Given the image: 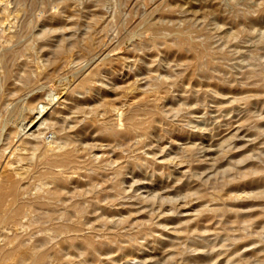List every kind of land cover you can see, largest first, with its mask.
<instances>
[{"label":"rangeland","instance_id":"rangeland-1","mask_svg":"<svg viewBox=\"0 0 264 264\" xmlns=\"http://www.w3.org/2000/svg\"><path fill=\"white\" fill-rule=\"evenodd\" d=\"M184 2L186 1L0 0V64L1 62L3 63L0 65V77L3 75V83L1 81L2 78H0V89L2 90H0V103L2 102V100H5L4 103L9 101L8 104L5 103L6 105H8L7 108L6 105L2 104L3 102L1 103L3 106L0 104V106L3 107L2 109H0L1 125H3L4 123H8L7 125L4 124L5 126H0V145L2 146H0V152L1 149L7 148L6 150L3 149L2 154L0 153V162L2 161L0 163V177L2 178H0V185H2L11 176L14 177L12 179H14L17 184L21 182L23 183L19 184L21 187V191L23 188H25L26 190V193H24L23 191V194L21 193L22 196H24L23 198H34L39 193L37 183L34 178L31 177L30 172L32 173L35 162L37 163V160H39L40 151L34 150L32 152L33 149L29 150V147H31L29 145V149L25 148L27 151H20L19 149L23 145L21 143V140L23 142L25 140L31 139L35 134H38L40 130H44L45 128V131L48 132L46 139L43 140V135H41L37 140H39L40 143L44 146H47L49 144L52 145L54 144L53 140H55L54 138L57 137V134H53V132H51L52 130L48 128L49 125H40L41 121L46 117V121H48L45 123H50L54 117H59L60 112V120L61 118L62 120H64V118L67 117L65 119V122H63L66 130L61 131L58 134L62 135L64 132H72H70V134L71 136L74 135L72 136V139L75 141H73L74 147L76 148V146H78L76 148V151L79 156H82L80 160L85 161L86 164L81 168V170H75L76 172L72 170L70 172L69 177L72 178H68V183L66 186L67 188L65 190V195L68 199V203L75 204L77 206L84 204V206L79 207L80 209L82 208V211L84 213L83 215L79 216L80 218H78V214L75 215L74 212L70 211L66 213V218L70 219L69 217H71V214L74 213V217H72L71 221L73 219L75 221L79 219L81 223L80 227L82 234L85 236L87 233H90L86 236H92V238L94 237L93 239L97 243H105V246H107L101 247L97 251L89 253L85 251L83 252V250L80 249L82 252V255L80 256L81 253L79 250L68 252L63 248L62 244L64 243V239H66L65 235H60V233L58 232H54L53 234V232H51L48 237L46 236L48 240L46 239L43 242V249H49L52 252H62L67 260H73L72 262H70V264H75V262L76 264H78L80 262L79 260H81V264H262L264 262V226H262V223L264 222V80H262L264 79V0H187V2L185 3L187 7ZM195 3L197 4V7ZM184 6L185 8H188L189 11L185 9ZM183 10H186L187 12H189V14L186 11L184 12ZM176 11H179V13H177ZM183 12L187 15H184ZM249 12L253 14L251 15L253 18L249 15L251 14ZM52 13H54V15ZM180 13H182V15H184L185 17ZM243 14L248 15L246 17H243ZM15 16L17 17L15 18ZM148 17L150 19L147 21ZM172 17L173 19H171ZM190 17H192L191 19H196V21L192 20L195 23L191 21ZM186 18H188L189 21H187ZM245 18H247V20ZM60 20H62L63 22H59ZM179 21L180 23H178L179 25H177L176 22ZM71 22L72 24L77 22L75 24L78 25L74 24L75 26H73ZM192 23L196 24V29L195 25H193V27L190 26V24L192 25ZM205 25L209 28L205 27ZM151 26L153 27V29H156L158 36H162L159 37V43H157L156 45L153 44L152 41L153 29ZM55 27L56 31L54 30V32L53 29H55ZM165 27L167 28V31ZM186 27L191 31L188 32ZM162 28H164V30ZM98 29H100L101 32ZM137 29L138 31H136ZM181 29H183V31H187V35L185 31L183 32ZM49 30L53 32H50ZM179 30H181L182 34L185 33L186 36L192 34L191 37L188 38L190 39V41L193 40V42L195 43H191L196 45L198 48L200 47V50H198L197 47H195L196 49L189 47V51L179 50L178 47H176V43L178 42L179 37L178 35H181V33L178 32ZM90 31L92 34L90 33ZM166 32L168 35L166 34ZM239 32L246 33H242V36H244L242 37L240 36L241 34ZM247 32H251L253 36L251 34H248ZM41 33H43L44 35L42 36ZM195 33L199 36V38L201 37L202 40H200L201 38H197L196 40V37L198 36H195ZM38 34H41V38L43 37L42 39H44L46 45L41 44L43 40H41ZM165 34L170 37L167 38ZM193 34L194 37H192ZM35 35H38V37L36 36L34 38ZM53 35H56V37H53ZM76 35L77 37H75ZM100 35L102 36L100 37ZM138 35H140V37ZM238 35L240 37H238ZM208 36L210 37V39ZM47 37H50L51 40L50 38L48 40ZM72 37L76 41L78 39L77 42L79 44L74 43L75 40ZM84 37H86L87 39H85ZM206 37H208L209 40L205 39ZM52 38L55 40H52ZM63 38L65 39V42ZM138 38L140 39L138 40ZM34 39L40 40L36 42V45L32 44L31 46H29L30 48L28 47V51H26L27 47L25 46H28V43L30 45V43L33 41V43L35 44V41L37 40ZM62 39L66 46L63 44ZM71 39L73 40V42ZM164 41H171V44H169L168 42L165 43ZM199 41H201V43H204L201 44ZM56 42H62L58 44V46H65L69 53L73 49L74 51L72 50V53L68 54H73L74 56H69L66 53L65 55L56 52L55 50L59 48ZM96 42L97 44H95ZM37 43L40 45H38ZM69 43L70 45H72L73 43V47H71ZM92 43L93 46L96 47V49L93 46L92 49L90 48V44L92 45ZM173 44H175L176 46ZM260 44H262V46ZM19 45L22 49L16 48L19 47ZM47 45L49 47H46ZM166 45L168 48L166 47ZM82 46L85 48H82ZM135 46H141L143 50L141 48L138 49V47ZM43 47L44 49H41ZM87 47H89V49ZM33 48H35L36 53H32L34 51ZM152 49L156 52H151L150 50ZM18 50H20V52ZM77 50L79 51V53ZM88 50L91 52L89 53ZM140 50L142 51L140 52ZM174 50L177 52V54ZM23 51H26V53H29L30 51V53L27 54L28 57L24 56L25 53L23 54ZM81 51L85 54L88 53V55H83ZM197 51L201 52V63L195 62L196 60L193 55H195ZM6 52L8 55L9 53H13L14 56L12 55L11 57H8ZM170 52H172L173 54H171ZM31 54L33 55V58ZM62 56L64 59L62 58ZM187 56L190 58H187ZM71 57L73 61L72 59H70L69 62L68 59ZM213 57H215L214 59L216 60H214ZM32 59L33 61H31ZM19 61L25 67L23 65L18 66L20 64ZM58 61L60 62L57 63ZM205 61L209 63L210 68ZM106 62H110L111 64L108 63V65ZM190 62L191 64L196 63V65L193 64L192 67ZM31 63L34 67L31 65ZM34 64L37 66L35 67ZM106 64L110 67H108ZM99 65L101 68L99 67ZM102 65H105L106 68ZM215 65H221L218 67H222V69L220 70L219 68H214L213 66ZM187 66L189 67L187 68ZM5 67L7 71L5 70ZM14 67L16 69L21 67H24V69L28 68V70L31 69V85H29V82H26L24 79H22L23 77L20 76V71H16ZM51 67L53 70L50 69ZM211 67L213 69H211ZM1 68H3V70ZM92 68L93 70L96 69L94 72L92 70V73L94 74L91 73ZM32 69H34L33 72ZM35 69L37 70L35 71ZM38 69L40 70L38 71ZM47 69H49V72ZM55 69L56 71H54ZM12 70L13 73L11 74ZM45 70L47 71L45 72ZM98 70L99 72H102L99 73ZM193 70L195 71L193 72ZM3 72H7L5 73L6 77L4 76ZM34 72L36 73L34 74ZM47 73L49 74L47 75ZM40 74H43V78L47 80V83L42 77L40 78ZM44 74H46V77L49 76V79H47L48 77H44ZM50 74H53V76H50ZM54 74L56 75V77L54 76ZM87 74L92 77L89 78L91 83L88 84H90V86H88V84L84 86L79 84L83 83L84 80L87 79L86 76L89 77ZM207 75L209 76L207 77ZM13 76L17 77L14 78ZM36 76H38L39 78ZM18 77L20 78L17 79ZM94 78H99L100 80H95ZM102 78L103 80H101ZM80 79L82 81H80ZM255 79L256 81L254 83L253 80ZM257 79H259V81ZM7 80L11 82L10 85L7 84L10 83ZM13 80H15V82L19 81L18 84ZM36 80L40 83L36 84ZM97 81H101L102 83ZM22 82L26 84L28 83L26 87L29 85L32 88L28 86L29 88L27 87L28 89H26L25 91V85H23ZM162 82L164 83V86L162 85ZM32 83L34 84V86L32 85ZM20 84L22 85V87ZM155 84L157 86H155ZM218 84H220L221 86ZM14 85H16L17 87ZM75 85H78L79 87H76ZM18 86L19 88L24 89L18 91ZM5 88H7L6 91ZM14 88L16 91L14 90ZM79 88L81 90L83 89V91H81ZM90 88L92 94L95 91H99L98 93H95L96 97L94 94L93 96L90 94ZM8 91L10 93H6ZM12 91L16 93L14 94V92ZM72 91L75 96L72 94ZM78 92L81 95H85L86 93L87 97H84V95L83 97H81ZM4 94L6 98L4 97ZM8 94L12 95L9 96L12 97L13 101L8 96ZM77 95L78 98H76ZM35 96L36 98H34ZM143 98L145 101L144 103L142 102ZM32 99L36 101H32ZM71 99L73 102L71 101ZM28 100H30V103H32L33 105L27 103L29 102ZM77 100L80 101L78 102ZM39 101L41 102L39 103L40 105L38 104V106H40V109L39 107L32 109L31 107L37 105ZM80 103H83L84 105H81ZM137 103L139 104L138 106H136ZM42 105L45 106L43 110L41 108ZM15 106L18 108L16 109ZM79 106L84 107H82V109L84 110V112L82 113L83 115L78 113L74 115L73 113H71L72 111H75L77 109L76 107ZM146 107L150 108V110ZM8 109L10 111L11 109H14L13 111H11L12 113L14 112L13 115L11 112L10 114L7 113L9 112ZM86 109L88 110V112L91 111V113L93 112L94 114L85 112L87 111ZM96 109L97 111H95ZM140 109L142 111H140ZM146 109H148V111H151L152 109L155 112L154 116H152L154 118L146 114V112H148ZM155 109L158 110V112ZM16 110L18 113L16 112ZM135 110L140 111L139 117L141 119L147 120L149 123L150 129L148 128L146 133L142 131H137L138 133H136L135 131L133 134H128L126 132L125 124L128 114L125 113H131ZM64 113L66 114V116ZM98 114L100 116H98ZM27 116L29 117V119H25L28 118ZM93 118H95L96 122L94 124H91V122H89L88 120ZM69 122H72L70 124L71 126H69ZM83 122L86 123L83 124ZM98 123L99 127H101L103 124L107 129H105L103 126L101 127V129H97ZM78 124L80 127L78 126ZM67 125L69 128L67 127ZM74 125L76 126L75 128L73 127ZM20 126L22 127L18 128ZM16 127L18 128L19 134H17L15 138L12 137L14 139L12 140L14 144L13 142H11L10 145V142L8 143L9 140L11 141V134L9 132L10 129L12 131H16L14 130ZM99 129L102 131H100ZM112 130L114 132H112ZM34 131H36L35 134ZM78 132L81 134L77 136V134H79ZM135 133L137 135H135ZM139 133H143L144 135L140 136ZM147 133H149V135H147ZM117 134L120 136H118ZM105 135H107V138L105 137ZM110 136L112 139L109 138ZM143 137L145 139L147 138V140L143 139ZM116 138H118V142ZM140 139L142 141H145L144 145L138 143L141 142ZM3 144L5 145V147H3ZM138 146L139 151L137 149ZM129 147L131 151H129ZM16 148L18 154H13L12 152ZM134 149H137L135 150L136 152H134ZM78 150L81 152H78ZM28 151L30 153H28ZM37 151L38 153H36ZM32 153L35 155H33ZM89 153H94L96 155L91 154V156L89 155ZM85 155H88L89 157L96 156L97 159H88V156L86 157ZM137 156H140L141 158ZM83 158H86L87 161ZM101 158L104 160H102ZM146 160L149 163H147ZM32 161L35 162L33 163ZM150 161H153V163H151ZM110 162L113 163H111L112 166ZM7 164H10L11 166H8ZM256 165L260 168L259 170L257 169ZM29 166H31V168H29ZM255 167L256 169L253 170ZM85 168L88 169V172ZM92 168L95 171V174L97 173L96 175L98 177L94 174ZM105 169L111 170L105 171ZM7 170L9 174L11 172L12 174L7 175ZM21 171L24 172L22 173ZM77 171H79L78 173H80L79 176L78 174H76ZM91 171H93V173ZM117 171L120 172L118 173ZM122 171H124L125 173ZM250 171H253L254 174L249 173ZM85 172L90 175L94 174L95 176L91 175L93 177L92 178ZM71 173H73L74 176ZM82 173L87 176H83ZM242 173H244V177H242ZM256 175L259 177H257ZM248 176L249 178H256L257 182L251 183L252 185H249L246 182L245 185L244 181L247 180ZM74 177H76V179H74ZM89 177L91 179V182L90 180L85 181V179H88ZM96 178L98 181L94 180ZM260 178L263 179V181H258V179ZM230 180L236 184H239L235 185L232 183V185L235 186L233 187L231 186ZM71 181H74L76 184L74 182L71 183ZM83 181L87 183H84ZM227 181L230 185L225 183ZM89 183L94 185L92 186ZM95 183H97V186L95 185ZM240 183L242 184L241 186L243 188L239 186ZM117 185H119L118 187L120 189L115 188L117 187ZM237 186L238 188H236ZM74 187L77 189H75ZM110 187L113 188L112 190H114V192L111 191ZM35 188L37 191H35L34 195L33 189L35 190ZM80 188H83V192L82 190L79 191ZM220 189L225 190L222 192V190ZM85 190L88 192H86ZM102 190L104 192H102ZM71 191L74 193H72ZM97 191L100 192V194H96ZM201 191L203 193H200ZM218 191H220L221 195ZM80 192H82V195L85 194V196H79L81 195ZM211 192L215 195H211ZM224 193L226 194L224 195L225 197L222 196V194ZM29 194L34 196L30 197L31 195L29 196ZM245 194L247 197L245 196ZM74 195L76 196L74 197ZM104 195L105 197L107 196V198L110 196L111 199H114L112 200L114 203L111 201V203L113 204H107L110 199L108 198V200L107 198L105 199V197L103 198ZM227 195L230 196L228 197ZM236 195H238L239 197ZM207 196L211 199H209ZM233 197L237 198L238 201ZM95 198H97L98 200ZM222 198L223 200L221 201L220 199ZM240 198L243 199L241 200ZM8 199L11 200V197H9ZM102 199L104 200V203L101 205L100 203L103 201L100 202V200ZM218 200L220 201L217 202ZM222 202H224L225 204ZM6 206H8L7 209H5ZM6 206L3 209H0V229L1 227H3V229L6 228L5 231H1L0 233V237L3 238H0V247H6L7 245L14 246L17 242L12 243L13 241H15L12 240L8 243L7 238L11 237L12 235V239L21 236L20 238H24V242H27L29 240L27 242L28 244L29 242L31 243V238L32 244H29L28 246H33L41 237L40 235H42L41 238L44 237V229L52 227L53 225H55V223L61 224L64 220H66L65 217L63 218V215H61V212H63L60 211L61 209L55 210L56 212L54 210L46 209L44 210L47 213V215L44 214L46 217L41 218L37 214L35 209L30 207V209H26L23 218L21 219L22 221H24L23 223L21 221L22 226H20L21 224L17 225L12 220V213L15 210L16 205H13L12 201H7ZM85 206L87 209L84 208ZM222 206L225 207H223L222 209ZM9 208L11 210H9ZM94 208L95 210H97V213L95 210L94 213ZM3 210H5L6 212L4 213ZM29 210L31 212L35 211L36 213H31ZM85 210L87 214L85 213ZM237 210H239V212ZM27 211L29 213H27ZM90 213L94 214L91 215ZM200 213H202L203 215ZM210 213L212 214V216ZM230 213L234 214V216ZM33 214H37L36 217H34ZM59 214L62 217H60ZM198 214L199 216H197ZM217 214L219 215L217 216ZM257 214H260V219ZM3 215L5 219L3 218ZM27 215L29 217L33 216L34 218H29ZM50 215L52 216L50 217ZM100 215L102 216L101 218H99ZM220 215H222L223 217L221 218ZM239 215L242 216L240 217ZM248 215L249 218L245 219ZM251 215L255 216V218L252 219L253 216ZM37 216L39 219H41L39 225L37 224ZM58 217H60L61 219ZM81 217L85 218H83L82 220ZM225 217L228 220L231 219V221H228L227 219H225ZM55 218L57 220L59 219L60 221H57ZM88 218L95 219H93V221L89 220V222L87 220ZM30 219L31 221H29ZM105 219H107V221ZM109 219L110 221H108ZM124 220H126L127 223H125ZM248 220H250V223L248 222ZM234 221L236 222L233 223ZM253 221L256 222L254 223ZM96 222H99L100 224L98 225V223ZM109 222L114 223L112 225ZM9 223L10 225H12L10 226L13 229H11V231L9 230L10 227H8ZM12 223L15 224V226ZM34 223L35 225H33ZM157 223H159V226L161 225L160 228H155L156 226H158ZM30 224L33 226H31ZM152 225L155 227H153ZM218 225H220V228L218 227ZM30 226L32 228H30ZM104 226L107 228H104ZM113 227H115L116 229ZM149 227H152L151 230ZM108 228H110V230L106 231ZM216 228L219 230H217ZM87 229L90 231H88ZM120 229H122L123 231H121ZM95 230H97L98 233ZM197 230L198 232L202 231V233H199V235ZM222 230H224V234H227H221L219 231L222 232ZM12 231L16 234H12ZM39 231L40 235L37 234V232ZM152 231L156 232L153 233ZM19 232H22L23 234H20ZM112 232H114L115 235ZM122 232H124V234H122ZM131 232H133L131 234L133 237L128 234ZM147 232L150 234H148ZM218 232L220 233V236ZM32 233L33 235L30 236ZM72 233H69L67 237H72ZM100 233H102V235ZM152 233L155 235H153ZM190 233L191 235H187ZM241 233L242 235H244L243 237ZM244 233H246L247 236ZM52 234V239L53 237H56L55 239H53L54 241L51 239ZM95 234L97 235L94 236ZM112 234L114 236H112ZM108 235H111L112 237ZM117 235L118 238L122 237V239H118ZM127 235H130L131 237L129 236V238H124L125 236L127 237ZM58 236L61 237L59 238ZM135 236L136 241L134 240ZM32 237H34V239ZM105 237H109L110 239ZM11 238H9V241L11 240ZM130 238L132 239L133 243L132 241H129ZM194 238L197 241L194 240ZM107 239L108 241H106ZM113 239H118L117 242L119 243H117L116 240L114 241ZM221 239H223L222 243H220ZM225 239H228L229 241H224ZM235 239H237V242ZM109 240L112 242L108 244V242H110ZM122 241H124V243ZM125 241L128 243V245ZM129 242L131 244H129ZM48 243L50 245H48ZM115 243H117L118 246ZM135 244H137L138 246ZM97 252L101 254H97ZM89 254L90 257H88ZM8 262L10 264H13L12 260H8ZM50 262L51 263L48 264H66L64 261L54 258H51ZM7 263L4 262L0 264Z\"/></svg>","mask_w":264,"mask_h":264},{"label":"bare ground","instance_id":"bare-ground-1","mask_svg":"<svg viewBox=\"0 0 264 264\" xmlns=\"http://www.w3.org/2000/svg\"><path fill=\"white\" fill-rule=\"evenodd\" d=\"M168 1H170V0H168ZM180 1V0H179ZM184 1V0H183ZM186 2H187V0H185ZM189 1V0H188ZM200 1V0H199ZM165 2V1H164ZM172 2V1H171ZM174 2V1H173ZM178 2V1H177ZM186 2H184V4L186 3ZM190 2H192V1H190ZM205 2H207V1H205ZM170 3V2H169ZM181 3H183V2H181ZM202 3V2H201ZM258 3V2H257ZM41 4V3H40ZM165 4V3H164ZM191 4V3H190ZM196 4V3H195ZM206 4H208V3H206ZM211 4V3H210ZM9 5V4H8ZM22 5V4H21ZM178 5V4H177ZM182 5V4H181ZM186 5V4H185ZM189 5V4H188ZM193 5V4H192ZM212 5V4H211ZM5 6H6V4H5ZM158 6V5H157ZM191 6V5H190ZM250 6V5H249ZM180 7V6H179ZM186 7H187V5H186ZM189 7V6H188ZM196 7H197V4H196ZM176 8H178V7H176ZM183 8V7H182ZM181 8V9H182ZM184 8H185V6H184ZM183 8V9H184ZM190 8V7H189ZM192 8V7H191ZM174 9V8H173ZM185 9H187L188 10V8H185ZM54 10V9H53ZM175 10H177V9H175ZM19 11V10H18ZM154 11V10H153ZM161 11V10H160ZM184 11V10H183ZM186 11V10H185ZM184 11V12H185ZM189 11V10H188ZM194 11V10H193ZM172 12H174V11H172ZM177 12V11H176ZM183 12V13H184ZM187 12V11H186ZM16 13V12H15ZM95 13V12H94ZM153 13H156V12H153ZM177 13H179V11L177 12ZM188 14H189V12H187ZM233 13V12H232ZM246 13V12H245ZM248 13V12H247ZM249 13H251V12H249ZM53 15H54V13H52ZM58 14V13H57ZM151 14H152V12H151ZM166 14V13H165ZM170 14V13H169ZM173 14V13H172ZM181 15H182V13H180ZM186 13H184V15H185ZM53 15H51V16H53ZM59 15V14H58ZM95 15V14H94ZM97 15V14H96ZM150 15V14H149ZM157 15H158V13H157ZM175 15V14H174ZM177 15V14H176ZM184 15H182V16H184ZM187 15V14H186ZM244 15V14H243ZM248 14H246V15H244L243 17H246ZM250 16L251 15H253L252 13L251 14H249ZM60 16V15H59ZM58 16V17H59ZM89 16V15H88ZM173 16V15H172ZM17 16H15V18H16ZM57 17V16H56ZM161 17V16H160ZM178 17V16H177ZM177 17H174V18H177ZM185 17V16H184ZM187 17H189V16H187ZM199 17V16H198ZM252 17V16H251ZM87 18V17H86ZM179 18V17H178ZM192 17H190V19H191ZM253 18V17H252ZM61 19V18H60ZM90 19V18H89ZM101 19V18H100ZM150 18L148 17V19H147V21L149 20ZM168 19H169V16H168ZM168 19H167V22H168ZM171 19H173V17L171 18ZM187 19V21H189L188 20V18H186ZM246 20H247V18H245ZM250 19V18H249ZM248 19V20H249ZM52 20H54V19H52ZM58 20H59V18H58ZM152 20V19H151ZM192 20H194V21H196V19L194 18V19H191V21ZM198 20V19H197ZM253 20V19H252ZM62 20H60L59 22H61ZM65 21V20H64ZM76 21V20H75ZM92 21V20H91ZM99 21V20H98ZM106 21V20H105ZM145 21H146V19H145ZM144 21V22H145ZM170 21V20H169ZM194 21H192V22H194ZM250 21V20H249ZM249 21H247V22H249ZM30 22H31V20H30ZM42 22V21H41ZM63 22V21H62ZM61 22V23H62ZM93 22V21H92ZM100 22H101V20H100ZM174 22V21H173ZM53 23V22H52ZM75 23H77V22H75ZM75 23H73L72 24V22H71V24L73 25V26H75V25H78V24H75ZM95 23H96V20H95ZM147 23V22H146ZM169 23H171V22H169ZM177 23V25H179L178 23H180V21L179 22H176ZM195 23V22H194ZM32 24V23H31ZM75 24V25H74ZM103 24V23H102ZM101 24V25H102ZM109 24V23H108ZM149 24V23H148ZM147 24V25H148ZM182 24V23H181ZM55 25H56V22H55ZM58 25V24H57ZM96 25V24H95ZM146 25V24H145ZM184 25H185V23H184ZM193 25H195V29H196V24H193L192 23V25L190 24V26H192L193 27ZM208 25H209V21H208ZM26 26V25H25ZM89 26V25H88ZM135 26V25H134ZM255 26V25H254ZM13 27V26H12ZM98 27V26H97ZM142 27V26H141ZM152 27V26H151ZM159 27V26H158ZM162 27V26H161ZM205 27H208V26H206L205 25ZM218 27H219V25H218ZM10 28V27H9ZM28 28V27H27ZM99 28V27H98ZM137 28V27H136ZM184 28V27H183ZM187 28V27H186ZM209 28V27H208ZM231 28V27H230ZM11 29V28H10ZM89 29V28H88ZM97 29V28H96ZM95 29V30H96ZM138 29H139V27H138ZM138 29L136 30V31H138ZM152 29H153V27H152ZM160 29V28H159ZM163 30H164V28H162ZM165 29H166V31H167V28L165 27ZM173 29V28H172ZM185 29V28H184ZM192 29V28H191ZM56 31V27H55V29H53V31ZM58 30V29H57ZM98 30H100V29H98ZM97 30V31H98ZM143 30V29H142ZM146 30V29H145ZM150 30V29H149ZM158 30V29H157ZM162 30V31H163ZM182 31H183V29H181ZM181 30H179L178 32H180L181 33ZM187 30H188V28H187ZM194 30V29H193ZM212 30V29H211ZM210 30V31H211ZM50 31V30H49ZM53 31H50V32H53ZM54 31V32H55ZM151 31V30H150ZM185 31V30H184ZM183 31V32H184ZM191 30H188V32H190ZM244 31V30H243ZM40 32V31H39ZM100 32H101V30H100ZM153 39H152V41H153V44H157V43H159V37H162V36H158V33H157V31H156V29L154 28L153 29ZM169 32V31H168ZM187 31H185V33H186ZM187 32V33H188ZM192 32H194V31H192ZM191 32V33H192ZM209 32V31H208ZM44 33V32H43ZM43 33H41L42 34V36L44 35ZM82 33V32H81ZM90 33H91V31H90ZM99 33V32H98ZM136 33V32H135ZM138 33V32H137ZM165 33V32H164ZM185 33H181V35H178L179 37H178V42H177V40H176V45L175 44H173V45H175L176 47H178V49L179 50H190V48H195V47H197L196 45H194V44H192L191 42H193V40L192 41H190V39L188 38V37H191V33H189V34H191V35H189V36H186L187 35V33H186V35H185ZM196 33H197V31H196ZM196 33H195V36H198V35H196ZM211 33V32H210ZM240 33V32H239ZM242 33H246V32H241L240 34V36H242ZM248 34H251V32L249 33V32H247ZM41 34L39 35L40 36V38H41ZM53 34V33H52ZM88 34V33H87ZM87 34H86V36H87ZM92 34V33H91ZM103 34V33H102ZM141 34H144V33H141ZM161 34V33H160ZM166 34H167V32H166ZM165 34V36H167ZM200 34V33H199ZM238 34V33H237ZM243 34V35H244ZM260 34V33H259ZM38 35H35L34 36V38L37 36L38 37ZM45 35H46V33H45ZM48 35V34H47ZM81 35V34H80ZM177 35V34H176ZM252 36H253V34H251ZM79 36V35H78ZM94 36V35H93ZM102 35H100V37H101ZM139 37H140V35H138ZM239 35H238V37H240ZM53 37H56V35H53ZM75 37H77V35L75 36ZM81 37H82V35H81ZM80 37V38H81ZM151 37V38H152ZM168 37H170V36H167V38ZM192 37H194V34H193V36ZM209 37V36H208ZM208 37H206L205 39H208ZM231 37H233V36H231ZM242 37H244V36H242ZM43 38V37H42ZM41 38V40H43V42H44V39H42ZM50 38V37H49ZM49 38L47 37V39L49 40ZM59 38H61V37H59ZM73 38V37H72ZM83 38V37H82ZM81 38V39H82ZM85 39H87L86 37H84ZM166 38V39H167ZM197 38H199V36L198 37H196V40H197ZM201 38V37H200ZM199 38V39H200ZM45 39H46V36H45ZM64 39V38H63ZM63 39H62V42H63ZM74 39V38H73ZM80 39V40H81ZM140 38H138V40H139ZM142 39V38H141ZM148 39H150V38H148ZM209 39H210V37H209ZM208 39V40H209ZM34 40H37V39H34ZM38 40H40V39H38ZM38 40L37 41H35V44L33 43V42H31L30 43V45H29V43H28V46H25V47H27L26 48V51H28V47L29 46H31L32 44L33 45H36V42H38ZM50 40H51V38H50ZM52 40H55V39H53L52 38ZM72 40V39H71ZM75 40V39H74ZM161 40H163V39H161ZM200 40H202V38L200 39ZM46 41V40H45ZM77 41H78V39H77ZM76 40H75V42L74 43H78ZM82 41V40H81ZM91 41V40H90ZM93 41H95V40H93ZM150 41V40H149ZM41 43L42 45L43 44H45L46 45V43L44 42V43ZM50 42H52V41H50ZM55 42V41H54ZM62 42H60V43H62ZM64 42H65V39H64ZM64 42H63V44H64ZM71 42V41H70ZM72 42H73V40H72ZM80 42V41H79ZM165 43L166 42H168V41H164ZM200 43H201V41H199ZM57 43V42H56ZM55 43V44H56ZM60 43H57V46H58V44H60ZM82 43V42H81ZM169 44H171V41L170 42H168ZM193 43H195V42H193ZM198 43V42H197ZM204 42H202L201 44H203ZM219 43V42H218ZM38 44V43H37ZM62 44V45H63ZM79 44V43H78ZM95 44H97V42L95 43ZM99 44H100V42H99ZM152 44V45H153ZM164 44V43H163ZM199 44V43H198ZM207 44V43H206ZM209 44V43H208ZM264 44V43H263ZM38 45H40V44H38ZM65 45V44H64ZM69 45H70V43H69ZM72 45H74L73 43H72ZM72 45H70L71 47H73ZM142 45V44H141ZM145 45V44H144ZM158 45H160V44H158ZM211 45V44H210ZM251 45V44H250ZM254 45V44H253ZM261 46H262V44H260ZM16 46V45H15ZM66 46V45H65ZM65 46H58L59 48L57 49V50H55L56 52H58V53H60V54H68L69 52L67 51V49L65 48ZM87 46H89V45H87ZM92 46H93V43H92V45L90 44V48L92 49ZM96 46V45H95ZM146 46V45H145ZM147 46H149V45H147ZM170 46V45H169ZM204 46V45H203ZM209 46V45H208ZM212 46V45H211ZM21 46L19 45V47H16V48H20ZM45 47V46H44ZM44 47L43 48H41V49H44ZM46 47H49L48 45L46 46ZM55 47V46H54ZM75 47V46H74ZM94 47V46H93ZM135 47H138V46H135ZM163 47V46H162ZM166 47H167V45H166ZM190 47V48H189ZM30 48V47H29ZM82 48H85V47H83L82 46ZM88 49H89V47H87ZM95 49H96V47H94ZM139 48H141L142 50H143V48L141 47V46H139L138 47V49ZM168 48V47H167ZM187 48H189V49H187ZM200 48V47H199ZM198 47H197V49L198 50H200ZM210 48V47H209ZM222 48V47H221ZM246 48V47H245ZM20 49H22V48H20ZM34 49V51L32 52V53H36V50H35V48H33ZM56 49V48H55ZM138 49H136V50H138ZM196 49V48H195ZM207 49H208V47H207ZM6 50V49H5ZM4 50V51H5ZM73 50V49H72ZM71 50V51H72ZM82 50V49H81ZM106 50V49H105ZM142 50H140V52L142 51ZM164 50V49H163ZM203 50V49H202ZM8 51V50H7ZM12 51V50H11ZM19 52H20V50H18ZM26 51L24 52L23 51V54H24V56H27V54H29L30 53V51H32V50H30L29 51V53H26ZM70 51V53H72ZM74 51V50H73ZM78 51V50H77ZM84 51V50H83ZM86 51V50H85ZM89 51V50H88ZM87 51V52H88ZM151 52H156L155 50H150ZM158 51V50H157ZM175 51V50H174ZM195 51V50H194ZM214 51V50H213ZM13 52V51H12ZM76 52V51H75ZM91 51H89V53H90ZM146 52V51H145ZM160 52V51H159ZM176 52V51H175ZM203 52V51H202ZM69 53V54H70ZM78 53H79V51H78ZM81 53L83 54V55H88V53L87 54H85V53H83L82 51H81ZM80 53V54H81ZM171 54H173L172 52H170ZM180 53V52H179ZM194 53V52H193ZM200 51H197L196 53H195V55H193L194 57H195V62H197V63H201V55H200ZM207 53V52H206ZM205 53V54H206ZM215 53V52H214ZM3 54H5V53H3ZM6 54H7V52H6ZM18 54V53H17ZM22 54V53H21ZM55 54H57V53H55ZM65 54V55H66ZM68 54V55H69ZM149 54V53H148ZM169 54V53H168ZM175 54V53H174ZM176 54H177V52H176ZM186 54V53H185ZM13 55V53H9V55L7 54V56L8 57H11ZM32 55V54H31ZM35 55V54H34ZM59 55V54H58ZM73 55V54H72ZM72 55H69V56H72ZM77 55V54H76ZM150 55V54H149ZM215 55V54H214ZM224 55V54H223ZM14 56V55H13ZM23 56V55H22ZM74 56V55H73ZM193 56H191V57H193ZM225 56V55H224ZM246 56V55H245ZM28 57V56H27ZM30 57V56H29ZM60 57H61V55H60ZM60 57H59V60H60ZM155 57V56H154ZM204 57V56H203ZM211 57V56H210ZM222 57V56H221ZM226 57V56H225ZM240 57V56H239ZM258 57V56H257ZM4 58H5V56H4ZM31 58V57H30ZM30 58H28V59H30ZM32 58H33V55H32ZM62 58H63V56H62ZM61 58V59H62ZM105 58V57H104ZM187 58H190V57H188L187 56ZM207 58V57H206ZM215 57H213V59H214ZM217 58V57H216ZM236 58V57H235ZM248 58V57H247ZM19 59V58H18ZM18 59H16V60H18ZM36 59V58H35ZM64 59V58H63ZM70 59H72V57L71 58H69L68 59V61L70 60ZM140 59V58H139ZM155 59V58H154ZM194 59V58H193ZM223 59V58H222ZM214 60H216V59H214ZM31 61H33V59L31 60ZM35 61V60H34ZM56 61V60H55ZM63 61V60H62ZM61 61V62H62ZM72 61H73V59H72ZM153 61V60H152ZM151 61V62H152ZM212 61V60H211ZM60 61H58L57 63H59ZM70 62V61H69ZM68 62V63H69ZM78 62V61H77ZM159 62V61H158ZM208 65H209V63L207 62V61H205ZM219 62V61H218ZM19 63H20V61H19ZM18 63V64H19ZM37 63V62H36ZM41 63V62H40ZM107 64L108 63H110V62H106ZM125 63V62H124ZM216 63V62H215ZM220 63V62H219ZM240 63V62H239ZM1 64H3L2 62H1ZM0 64V65H1ZM5 64V63H4ZM7 64H9V63H7ZM15 64V63H14ZM42 64V63H41ZM43 64H45V63H43ZM50 64V63H49ZM102 64V63H101ZM106 64V65H107ZM111 64V63H110ZM158 64V63H157ZM190 64H191V62H190ZM189 64V65H190ZM194 64V63H193ZM193 64H191V66L193 67ZM214 64V63H213ZM221 64V63H220ZM21 65H23V64H19L18 66H21ZM30 65V64H29ZM31 65H32V63H31ZM35 65V64H34ZM40 65V64H39ZM38 65V66H39ZM109 65V64H108ZM107 65V66H108ZM127 65V64H126ZM194 65H196V63L194 64ZM198 65V64H197ZM230 65V64H229ZM246 65V64H245ZM3 66V65H2ZM1 66V67H2ZM7 66V65H6ZM16 66H17V64H16ZM24 66V65H23ZM33 66V65H32ZM37 65H35V67H36ZM41 66V65H40ZM61 66V65H60ZM90 66V65H89ZM96 66V65H95ZM102 66H105V65H102ZM199 66V65H198ZM207 66V65H206ZM212 66V65H211ZM216 66V65H215ZM213 66L214 68H219L218 66H221V65H218V66ZM236 66V65H235ZM243 66V65H242ZM252 66V65H251ZM250 66V67H251ZM25 67V66H24ZM24 67H21V68H15V70L16 71H20V76H22L23 78L22 79H24L26 82H32V76H31V73H30V70H28V68L27 69H24ZM34 67V66H33ZM42 67H44V66H42ZM99 67H100V65H99ZM108 67H110V66H108ZM189 66H187V68H188ZM195 67V66H194ZM197 67V66H196ZM254 67V66H253ZM47 68V67H46ZM60 68V67H59ZM63 68V67H62ZM101 68V67H100ZM103 68V67H102ZM105 68H106V66H105ZM199 68V67H198ZM208 68V67H207ZM209 68H210V65H209ZM234 68V67H233ZM243 68V67H242ZM2 70H3V68H1ZM50 69H52V67L50 68ZM131 69V68H130ZM200 69V68H199ZM211 69H213L212 67H211ZM220 70L222 69V67L221 68H219ZM5 70L7 71V69H6V67H5ZM4 70V71H5ZM10 70V69H9ZM37 69H35V71H36ZM40 69H38V71H39ZM48 70V72H49V69H47ZM47 70H45V72L47 71ZM53 70V69H52ZM92 70H93V68L91 69V73H92ZM96 70V69H95ZM95 70H93V72L95 71ZM101 70V69H100ZM195 70H196V68H195ZM195 70H193V72L195 71ZM210 70V69H209ZM15 71V72H16ZM34 71V69H32V72ZM54 71H56V69L54 70ZM62 71V70H61ZM104 71V70H103ZM2 72V71H1ZM9 72V71H8ZM17 72V73H18ZM45 72H43V73H45ZM59 72V71H58ZM98 72H99V70H98ZM102 72V71H101ZM101 72H99V73H101ZM4 73V76L6 75L5 73H7V72H3ZM13 73V70H12V72H11V74ZM36 72H34V74H35ZM51 73V72H50ZM54 73V72H53ZM85 73V72H84ZM191 73V72H190ZM259 73V72H258ZM9 74V73H8ZM38 74V73H37ZM49 73H47V75H48ZM92 74H94V73H92ZM91 74V75H92ZM115 74V73H114ZM197 74V73H196ZM206 74V73H205ZM214 74V73H213ZM15 75V74H14ZM41 75V74H40ZM45 76L44 77H46V74H44ZM53 76V74H50V76ZM85 75V74H84ZM88 76H89V74H87ZM214 75H216V74H214ZM3 76V75H2ZM2 76L0 77V78H2ZM8 76V75H7ZM10 76V75H9ZM19 76V75H18ZM54 76L56 77V75L54 74ZM94 76V75H93ZM209 75H207V77H208ZM217 76V75H216ZM216 76H214V77H216ZM6 77V76H5ZM14 77V76H13ZM15 77H17V76H15ZM14 77V78H15ZM36 77H38V76H36ZM43 78V74L40 76V78ZM48 77V78H47ZM46 78L47 79H49V76H47ZM95 77V76H94ZM99 77V76H98ZM213 77V76H212ZM20 77H18L17 79H19ZM39 78V77H38ZM86 80H84V82L83 83H79V84H81V85H87L88 83H91V81L89 80V78H92V77H87L86 76ZM101 78V77H100ZM8 79V78H7ZM35 79V78H34ZM33 79V80H34ZM44 79V81H46V83H47V80L45 79V78H43ZM50 79H53V78H50ZM61 79V78H60ZM83 79H85V78H83ZM95 79V78H94ZM94 79H93V81H94ZM97 79H99V78H97ZM97 79H95V80H97ZM217 79V78H216ZM6 80V79H5ZM9 80H10V78H9ZM21 80V79H20ZM38 80V79H37ZM37 80H36V84L37 83H40V82H37ZM92 80V79H91ZM100 80V79H99ZM101 80H103V78L101 79ZM258 81H259V79H257ZM261 80V79H260ZM262 80H264V79H262ZM2 83H3V78H2ZM8 81V80H7ZM6 81V82H7ZM14 82H15V80H13ZM17 81V80H16ZM80 81H82L81 79H80ZM79 81V82H80ZM254 81V83H255V81H256V79L255 80H253ZM8 82H10V81H8ZM19 82V81H18ZM18 82H15V83H17L18 84ZM97 82H101V81H97ZM23 83V82H22ZM46 83H45V85H46ZM49 83V82H48ZM52 83H54V82H52ZM62 83V82H61ZM93 83H95V82H93ZM102 83V82H101ZM100 83V84H101ZM163 83V82H162ZM161 83V84H162ZM216 83V82H215ZM4 84H6V83H4ZM7 84H11V82L10 83H7ZM28 84V83H27ZM26 83H23V85H25V89L24 88H19V86L21 85H19L18 86V88H19V90L18 91H21V89L23 90H25L26 91V89H28L30 86L29 85H31V83L26 87V85H27ZM50 84V83H49ZM78 84V85H79ZM214 84V83H213ZM263 84H264V82H263ZM2 85V84H1ZM8 85V86H9ZM32 85L34 86V84L32 83ZM48 85V84H47ZM76 86V87H79V86ZM163 86H164V83L162 84ZM218 85H220V84H218ZM244 85V84H243ZM257 85H258V82H257ZM14 86H16V85H14ZM40 86V85H39ZM50 86V85H49ZM52 86V85H51ZM88 86H90V84H88ZM92 86V85H91ZM102 86V85H101ZM100 86V87H101ZM155 86H157L156 84H155ZM221 86V85H220ZM6 87V86H5ZM10 87V86H9ZM17 87V86H16ZM21 87H22V85H21ZM36 87V86H35ZM45 87V86H44ZM56 87H58V86H56ZM85 87H87V86H85ZM256 87V86H255ZM1 88V87H0ZM8 88V87H7ZM7 88H5V91H6V89ZM17 88V89H18ZM30 88H32V87H30ZM41 88H42V86H41ZM92 88H94V87H92ZM117 88V87H116ZM160 88V87H159ZM158 88V89H159ZM34 89V88H33ZM57 89V88H56ZM55 89V90H56ZM73 89V88H72ZM71 89V90H72ZM80 89V88H79ZM94 89H96V88H94ZM112 89H114V88H112ZM1 90V89H0ZM14 90H15V88H14ZM77 90V89H76ZM81 90V89H80ZM79 90V91H80ZM86 90V89H85ZM90 90V94L93 96V94L95 95V93H98L97 91H95L93 94L91 93V88L89 89ZM131 90V89H130ZM2 91V90H1ZM16 91V90H15ZM81 91H83V89L81 90ZM87 91V90H86ZM102 91V90H101ZM254 91V90H253ZM12 92H14V91H12ZM93 92V91H92ZM169 92H171V91H169ZM3 93V92H2ZM6 93H10L9 91L8 92H6ZM16 92H14V94H15ZM26 93V92H25ZM79 93V92H78ZM83 93V92H82ZM85 93V92H84ZM13 94V95H14ZM72 94L74 95V93H73V91H72ZM71 94V95H72ZM80 94V93H79ZM78 94V95H79ZM100 94V93H99ZM98 94V95H99ZM7 95V94H6ZM9 95H11V94H8V96ZM17 95H18V92H17ZM26 95V94H25ZM42 95V94H41ZM70 95V96H71ZM78 95H77V97L76 98H78ZM81 95V94H80ZM79 95V96H80ZM84 95V94H83ZM83 95H81V97H83ZM255 95V94H254ZM2 96V95H1ZM12 96V95H11ZM40 96V95H39ZM51 96V95H50ZM75 96V95H74ZM89 96V95H88ZM4 97H5V94H4ZM10 97V96H9ZM8 97V98H9ZM42 97V96H41ZM72 97V96H71ZM80 97V98H81ZM84 97H87V95H86V93H85V95H84ZM95 97H96V95H95ZM6 98V97H5ZM11 99H12V97H10ZM34 98H36V96L34 97ZM43 98V97H42ZM74 98V97H73ZM90 98H92V97H90ZM1 99H2V97H1ZM11 99H10V101H11ZM44 99V98H43ZM83 99H85V98H83ZM14 100H15V98H14ZM5 101V100H4ZM4 101L2 100V104H4V105H6L5 103H7L8 104V102H5L4 103ZM12 101H13V99H12ZM29 102H27V103H30V100H28ZM32 101H36V100H33L32 99ZM54 101V100H53ZM71 101H72V99H71ZM75 101V100H74ZM78 101V100H77ZM80 101V100H79ZM78 101V102H79ZM83 101V100H82ZM81 101V102H82ZM44 102V101H43ZM73 102V101H72ZM77 102V103H78ZM143 103L145 102L144 101V98H143V101H142ZM156 102V101H155ZM0 103V104H1ZM17 103V102H16ZM34 103V102H33ZM39 103H41L40 101L37 103V105H34L33 107H31L32 109H34V108H38L39 107V109H40V106H38V104ZM75 103V102H74ZM85 103V102H84ZM140 103V102H139ZM1 104V105H2ZM32 103H30V105H31ZM35 104V103H34ZM45 104H49V103H45ZM44 104V105H45ZM73 104V103H72ZM79 104V103H78ZM81 104V103H80ZM83 104V103H82ZM81 104V105H82ZM33 105V104H32ZM40 105V104H39ZM44 105H42L41 106V108H42V110L44 109ZM84 105V104H83ZM139 104L137 103V105L136 106H138ZM145 105V104H144ZM3 106V105H2ZM7 106L8 105H6V108H7ZM67 106H69V105H67ZM73 106V105H72ZM135 106V105H134ZM141 106V105H140ZM5 107V106H4ZM16 107V106H15ZM28 107V106H27ZM74 107V106H73ZM83 107V106H82ZM82 107H76L77 109L75 110V111H72L71 113H73L74 115H76V113H78V114H82L83 112H84V110L82 109ZM3 107H1L0 106V109H2ZM5 108V109H6ZM18 107H16V109H17ZM29 108V107H28ZM84 108V107H83ZM131 108V107H130ZM146 108H148V107H146ZM20 109V108H19ZM106 109V108H105ZM113 109H116V108H113ZM139 109V108H138ZM144 109V108H143ZM149 110H150V108H148ZM148 109H146L147 111H148ZM158 109V108H157ZM9 110V109H8ZM14 109H11V111H13ZM42 110H41V112H42ZM71 110V109H70ZM87 110V109H86ZM94 110V109H93ZM103 110V109H102ZM156 110V109H155ZM2 111V110H1ZM5 111V110H4ZM10 110H9V112H7V113H9L10 114V112H11ZM95 111H97V109L95 110ZM118 111V110H117ZM116 111V112H117ZM125 111V110H124ZM128 111V110H127ZM132 111V110H131ZM140 111H142L141 109H140ZM140 111H137V110H135V111H133V112H131V113H125V114H128V116H127V118H126V132L128 133V134H133L135 131H136V133H138L137 131H142V132H144V133H146V131L148 130V128L150 127L149 126V123H148V121L147 120H144V119H141L139 116H140ZM157 112H158V110H156ZM160 111V110H159ZM16 112H17V110H16ZM20 112V111H19ZM63 112V111H62ZM85 112H88V110L87 111H85ZM161 112V111H160ZM2 113V112H1ZM12 113V112H11ZM14 113V112H13ZM13 113H12V115H13ZM18 113V112H17ZM56 113H59V112H56ZM88 113H91V111L90 112H88ZM93 113V112H92ZM91 113V114H92ZM98 113V112H97ZM96 113V114H97ZM105 113V112H104ZM3 114H6V113H3ZM60 115H61V112L59 113ZM65 114V113H64ZM94 114V113H93ZM146 114L148 115V116H154V114H155V112L151 109V111H148V112H146ZM38 115V114H37ZM55 115V114H54ZM60 115H59V117H60ZM83 115V114H82ZM104 115V114H103ZM159 115V114H158ZM163 115H164V113H163ZM8 116V115H7ZM6 116V117H7ZM65 116H66V114H65ZM79 116V115H78ZM98 116H100L99 114H98ZM101 116H102V114H101ZM144 116H146V115H144ZM160 116V115H159ZM12 117V116H11ZM28 117V116H27ZM58 116H56V117H54L53 118V122L51 121L50 123L48 122V123H45V122H47L46 121V117H45V119L43 118V120L41 121V123H40V125H42V124H46V126L47 125H49L48 126V128H50L52 131L51 132H53V134L55 133V134H57V137L56 138H54L55 140H53V142H54V144H52V145H47V146H44V145H42L41 143H40V141L39 140H37L38 138H40V136L41 135H43L42 136V139L43 140H45L46 139V136H47V134H48V132H46L45 131V128H44V130H40L39 132H38V134H35L36 133V131H34V137L33 138H31V139H28V140H25V141H23L22 142V140H21V143L23 144L22 145V147H20V151L21 150H26L25 148H28V145L29 146H31V147H29L28 149L29 150H31V149H33L32 150V152L34 151V150H39L40 151V157H39V160H37L38 162L36 163L35 161H32L33 163L35 162V166H34V168H33V170H32V173L30 172V174H31V177H33L34 178V180L36 181V183H37V186H38V194L34 197V198H30V199H25V198H23L24 196H22V191L24 192V193H26V190H25V188H23L22 189V191H21V187H20V185L19 184H21V183H19V184H17V182H15V180L14 179H12V178H14V177H11L10 176V178L12 179H10V178H8L2 185H0V209H3L6 205H7V201H12V203H13V205H16V208H15V210L13 211V213H12V220H13V222L15 223V224H17V225H20L21 224V219L23 218V215H24V213H25V211H26V209L28 208V209H30V207H32V208H34L35 209V211L37 212V214L41 217V218H43V217H46L44 214H46L47 215V213L44 211V210H46V209H48V210H60V211H63V212H61V215H63V218L65 217V219L66 220H64L61 224H57V223H55V225H53L52 227H50V228H46V229H44L43 231L45 232V235H44V237L43 238H41L42 237V235H40L39 233H40V231L39 232H37V234H39L41 237L36 241V244H34L33 246L31 245V246H28L29 244H32V240H31V238H30V241H31V243L29 242V244L27 243V242H24L25 240H24V238H20L21 236H19V237H16V238H14V239H12L11 237L13 236L12 234H14L15 232H13L12 234H10V235H12L11 237H7L8 238V243L9 242H11L12 240H15V241H13L12 243H14V242H17L14 246H9V245H7L6 247H0V263H7L8 262V260H12L13 261V264H48V263H51L50 262V260H51V258H54V259H57V260H62V261H64L66 264H70V262H72V261H69V260H67L65 257H64V255H63V253L62 252H60V251H51V250H49V249H43V242L47 239V237H48V235H50V233L51 232H53V234H54V232H58V233H60V235H65L66 236V239H64V243L62 244V246H63V248L66 250V251H68V252H73V251H77V250H79L80 251V256L82 255V252H81V250L80 249H82L83 250V252L85 251V252H95V251H97L98 249H100L101 247H107V246H105V243H97L93 238H92V236H84L83 234H82V232H81V227H80V221H79V219L78 220H72L71 221V219H72V217H74L73 215H74V213H75V215L76 214H78V218H80L79 216H81V215H83V211H82V208L80 209L79 207H81V206H84V204H82V205H80V206H77V205H75V204H69L68 203V199H67V197H66V195H65V190H66V186H67V183H68V178H70L69 177V174H70V172L72 171V170H78V169H80L81 170V168L82 167H84L85 166V161H83V160H80V158L82 157V156H79L78 155V153H77V151H76V148L78 147V146H76V148L74 147V143H73V139H72V136H74V135H72L71 136V134H70V132H64L62 135L61 134H58L59 132H61V131H64V130H66L65 129V127H64V125H63V122H65V119L67 118V117H63L64 118V120H62V118H61V120H60V118H59ZM62 117V116H61ZM80 117V116H79ZM82 117V116H81ZM105 117V116H104ZM103 117V118H104ZM34 118V117H33ZM70 118V117H69ZM97 118V117H96ZM149 118V117H148ZM148 118H146V119H148ZM152 118H154V117H152ZM162 118V117H161ZM3 119H5V118H3ZM25 119H29V117L28 118H25ZM32 119V118H31ZM41 119H42V117H41ZM77 119V118H76ZM75 119V120H76ZM88 119H89V117H88ZM88 119H86V120H88ZM98 119V118H97ZM106 119V118H105ZM109 119V118H108ZM155 119H158V118H155ZM35 120V119H34ZM71 120V119H70ZM78 120V119H77ZM103 120V119H102ZM164 120V119H163ZM1 121V120H0ZM6 121V120H5ZM29 121V120H28ZM89 122H91V124H94L96 121H95V118H93V119H90V120H88ZM104 121H106V120H104ZM121 121V120H120ZM123 121H124V119H123ZM157 121H159V120H157ZM34 122V121H33ZM37 122V121H36ZM62 122V123H61ZM115 122V121H114ZM122 122V121H121ZM4 123V122H3ZM2 123V124H3ZM32 123V122H31ZM72 123V122H71ZM70 122L68 123L69 124V126H71L70 124H71ZM84 123H86V122H83V124ZM116 123V122H115ZM119 123V122H118ZM151 123V122H150ZM153 123V122H152ZM155 123H156V121H155ZM5 124V123H4ZM3 124V125H4ZM8 124V123H7ZM7 124H5V125H7ZM36 124V123H35ZM62 124V125H61ZM66 124V123H65ZM101 124V123H100ZM107 124V123H106ZM111 124V123H110ZM124 124V123H123ZM3 125H1V122H0V126H3ZM4 125V126H5ZM73 125V124H72ZM75 125H77V124H75ZM73 126L74 128L76 127V126ZM96 125V124H95ZM112 125V124H111ZM121 125V124H120ZM119 125V126H120ZM78 126H79V124H78ZM102 126L104 127V125L102 124ZM101 126V127H102ZM118 126V125H117ZM154 126V125H153ZM22 126H20V127H18V128H21ZM67 127H68V125H67ZM80 127V126H79ZM87 127V126H86ZM92 127V126H91ZM97 127V126H96ZM101 127H99V123H98V127H97V129L98 128H100L101 129ZM106 127H108V126H106ZM109 127H110V125H109ZM114 127V126H113ZM112 127V128H113ZM124 127V126H123ZM17 128V127H16ZM14 129V130H16V131H12L11 129H10V134H11V136L10 135H8V136H10V138H11V141L9 140V139H7V140H9L8 141V143L10 142V145H11V142H13L12 140H14L13 138H15L16 136H17V134H19V131H18V128L17 129ZM33 128V127H32ZM40 128V127H39ZM41 128H43V127H41ZM69 128V127H68ZM67 128V129H68ZM105 128V127H104ZM103 128V129H104ZM77 129V128H76ZM88 129V128H87ZM86 129V130H87ZM99 129V130H100ZM105 129H107V128H105ZM116 129V128H115ZM114 129V130H115ZM150 129V128H149ZM154 129V128H153ZM152 129V130H153ZM1 130V129H0ZM78 130V129H77ZM77 130H75V131H77ZM92 130V129H91ZM119 130H121V129H119ZM84 131V130H83ZM100 131H102V130H100ZM104 131V130H103ZM116 131V130H115ZM81 132H82V130H81ZM86 132V131H85ZM112 132H114L113 130H112ZM72 133V132H71ZM77 133V132H76ZM79 133V132H78ZM97 133V132H96ZM116 133V132H115ZM119 133V132H118ZM123 133V132H122ZM135 133V135H137ZM1 134V133H0ZM31 134H33V133H31ZM81 133H79V134H77V136L78 135H80ZM108 134V133H107ZM120 134V133H119ZM124 134V133H123ZM140 134V136L141 135H144L143 133L141 134V133H139ZM30 135V134H29ZM99 135V134H98ZM118 135V134H117ZM121 135V134H120ZM120 135H118V136H120ZM147 135H149V133H147ZM28 136V135H27ZM82 136H83V134H82ZM100 136V135H99ZM107 135H105V137H106ZM130 136V135H129ZM7 137V136H6ZM13 137V138H12ZM75 137H76V135H75ZM123 137V136H122ZM131 137V136H130ZM136 137V136H135ZM134 137V138H135ZM145 137H146V134H145ZM147 137H149V136H147ZM107 138V137H106ZM109 138H111V136L109 137ZM108 138V139H109ZM120 138V137H119ZM132 138H133V135H132ZM141 138V137H140ZM112 139V138H111ZM118 138H116V140H117ZM122 139V138H121ZM136 139V138H135ZM138 139V138H137ZM142 139V138H141ZM140 139V141L141 142H143L142 140ZM143 139H145L144 137H143ZM79 140H81V139H79ZM125 140V139H124ZM145 140H147V138L145 139ZM77 141V140H76ZM119 140H117V142H118ZM139 141V140H138ZM51 142V141H50ZM75 142V141H74ZM110 142H111V140H110ZM114 142V141H113ZM116 142V143H117ZM141 142H138V143H140V144H145V141L143 142V143H141ZM225 142V141H224ZM5 144H7V143H5ZM13 144H14V142H13ZM77 144V143H76ZM4 145V144H3ZM21 145V144H20ZM78 145V144H77ZM1 146V145H0ZM7 146V145H6ZM2 147V146H1ZM3 147H5V145L3 146ZM19 148V147H18ZM139 148V146L137 147V149ZM141 148V147H140ZM3 149H5V148H3ZM3 149H1V154H2V152H3ZM7 149V148H6ZM5 149V150H6ZM129 149H130V147H129ZM137 149H134V152H136L135 150H137ZM126 150V149H125ZM27 151V150H26ZM104 151V150H103ZM126 151H128V150H126ZM129 151H131V149L129 150ZM128 151V152H129ZM138 151H139V149H138ZM6 152V151H5ZM23 152V151H22ZM78 152H81V151H79L78 150ZM83 152V151H82ZM92 152V151H91ZM127 152V153H128ZM13 154L14 153H17V148L12 152ZM28 153H30L29 151H28ZM35 153V152H34ZM36 153H38V151L36 152ZM86 153V152H85ZM84 153V154H85ZM12 154V155H13ZM18 154V153H17ZM33 154V153H32ZM92 154V153H91ZM90 153H89V155H91ZM94 154V153H93ZM92 154V155H93ZM134 154V153H133ZM137 154V153H136ZM33 155H35V154H33ZM82 155V154H81ZM91 155V156H92ZM94 155H96V154H94ZM135 155V154H134ZM5 156V155H4ZM86 156V155H85ZM88 156V155H87ZM86 156V157H87ZM89 157L88 156V159H90V158H96V156H93V157ZM14 157V156H13ZM136 157V156H135ZM137 157H139V158H141L140 156H137ZM125 158V157H124ZM83 159H86V158H83ZM97 159V158H96ZM102 159V158H101ZM108 159V158H107ZM136 159V158H135ZM35 160V159H34ZM102 160H104V159H102ZM101 160V161H102ZM125 160V159H124ZM126 160H127V158H126ZM137 160H139V159H137ZM142 160H143V158H142ZM27 161V160H26ZM86 161H87V159H86ZM110 161V160H109ZM129 161V160H128ZM155 161V160H154ZM2 162V161H1ZM0 162V163H1ZM29 162V161H28ZM30 162H31V160H30ZM29 162V163H30ZM104 162V161H103ZM112 162H113V160H112ZM112 162H110V164L112 163ZM143 162V161H142ZM146 162H147V160H146ZM151 163H153V161H150ZM3 163H7V162H3ZM106 163V162H105ZM115 163V162H114ZM141 163V162H140ZM147 163H149V162H147ZM20 164V163H19ZM23 164V163H22ZM21 164V165H22ZM31 164V163H30ZM88 164V163H87ZM113 164V163H112ZM112 164H111V166H112ZM1 165V164H0ZM8 165V164H7ZM10 165V164H9ZM8 165V166H9ZM24 165V164H23ZM106 165V164H105ZM132 165V164H131ZM257 165H259V164H257ZM256 165V166H257ZM5 166V165H4ZM11 166V165H10ZM87 166V165H86ZM91 166H93V165H91ZM22 167V166H21ZM108 167V166H107ZM264 167V166H263ZM24 168H26V167H24ZM28 168V167H27ZM29 168H31V166H29ZM119 168H121V167H119ZM23 169V168H22ZM86 169V171L88 170L87 168H85ZM90 169V168H89ZM94 169H96V168H94ZM256 169V167L253 169V170H255ZM257 169L259 170L260 168L257 166ZM9 170V169H8ZM8 170H7V173H8ZM84 170V169H83ZM92 170H93V168H92ZM108 170H111V169H108ZM108 170H106L105 169V171H108ZM122 170V169H121ZM123 170H124V168H123ZM125 170H126V168H125ZM10 171H11V169H10ZM9 171V172H10ZM13 171V170H12ZM26 171V170H25ZM27 171H28V169H27ZM29 171H30V169H29ZM94 171V170H93ZM93 171H91L92 173H93ZM101 171V170H100ZM22 173L24 172V171H21ZM76 172V171H75ZM79 171H77V173L76 174H78V176L80 175V173H78ZM88 172V171H87ZM118 172V171H117ZM120 172V171H119ZM118 172V173H119ZM122 172H124V171H122ZM255 172V171H254ZM256 172H257V170H256ZM259 172V171H258ZM264 172V171H263ZM17 173V172H16ZM86 173V172H85ZM101 173V172H100ZM125 173V172H124ZM249 173H253V171L251 172H249ZM260 173H261V171H260ZM12 174V172L9 174H7V175H11ZM26 174V173H25ZM27 174H28V172H27ZM71 174H73V173H71ZM83 174V173H82ZM81 174V175H82ZM88 176H91L90 174H88V173H86ZM94 174H95V171H94ZM92 175V176H95V175ZM243 174V176L242 177H244L245 175H244V173H242ZM254 174V173H253ZM252 174V175H253ZM256 174V173H255ZM6 175V176H7ZM24 175V174H23ZM87 175H85V174H83V176H87ZM109 175V174H108ZM111 175V174H110ZM259 175V174H258ZM261 175V174H260ZM3 176V175H2ZM73 176H74V174H73ZM91 176V177H92ZM97 176V175H96ZM247 176V175H246ZM257 176V175H256ZM262 176V175H261ZM264 176V175H263ZM17 177V176H16ZM82 177V176H81ZM98 177V176H97ZM104 177H106V176H104ZM115 177H117V176H115ZM257 177H259V176H257ZM1 178V177H0ZM19 178V177H18ZM17 178V179H18ZM72 178V177H71ZM70 178V179H71ZM93 178V177H92ZM108 178H110V177H108ZM241 178V177H240ZM255 178V177H254ZM2 179V178H1ZM24 179V178H23ZM31 179V178H30ZM74 179H76V177H74ZM79 179V178H78ZM81 179H83V178H81ZM114 179V178H113ZM233 179H235V178H233ZM233 179H232V181H233ZM86 180H90V182H91V179H90V177L88 178V179H85V181ZM93 180V179H92ZM94 180H96V181H98L97 180V178L96 179H94ZM110 180V179H109ZM244 180V179H243ZM263 181V179H258V181ZM2 181V180H1ZM4 181V180H3ZM31 181V180H30ZM231 181V180H230ZM229 181V182H230ZM230 182L231 183V186H233L232 185V183L233 184H235V185H237V184H239V183H234V182ZM235 181V180H234ZM70 182V181H69ZM72 182H74V181H71V183ZM78 182V181H77ZM84 182V181H83ZM115 182V181H114ZM117 182V181H116ZM237 182V181H236ZM245 183V185H246V182L250 185L251 183H254V182H257L256 181V178L255 179H253V178H249V176H248V178H247V180H245L244 181ZM1 183V182H0ZM75 183V182H74ZM84 183H87V182H84ZM99 183V182H98ZM109 183V182H108ZM226 184H229L228 183V181L227 182H225ZM259 183V182H258ZM260 183H263V182H260ZM23 184V183H22ZM76 184V183H75ZM79 184V183H78ZM89 184H91V183H89ZM242 184H243V182H242ZM241 183H240V187H242L241 185H242ZM247 184V185H248ZM27 185V184H26ZM80 185V184H79ZM78 185V186H79ZM92 185V184H91ZM94 185V184H93ZM92 185V186H93ZM95 185L97 186V183H95ZM106 185V184H105ZM230 185V184H229ZM252 185V184H251ZM255 185V184H254ZM264 185V184H263ZM70 186V185H69ZM73 186V185H72ZM77 186V187H78ZM99 186V185H98ZM101 186V185H100ZM119 185H117V187H115V188H119L118 187ZM231 186H228V187H231ZM29 187V186H28ZM81 187V186H80ZM95 187V186H94ZM233 187H235V186H233ZM30 188V187H29ZM28 188V189H29ZM33 188V187H32ZM73 188V187H72ZM75 188V187H74ZM84 188H85V186H84ZM107 188H109V187H107ZM111 188V191L112 192H114V190H112L113 188L112 187H110ZM236 188H238V186L236 187ZM243 188V187H242ZM260 188V187H259ZM31 189V188H30ZM75 189H77V188H75ZM83 189V188H82ZM81 188H80V190L79 191H81L82 190ZM101 189V188H100ZM106 189V188H105ZM120 189V188H119ZM263 189H264V187H263ZM263 189H261V190H263ZM77 190V191H78ZM201 190V189H200ZM220 190H222V189H220ZM225 189H223L222 190V192L224 191ZM33 191H34V195H35V191H37L36 190V188H35V190L33 189ZM86 191V190H85ZM92 191V190H91ZM110 191V190H109ZM28 192V191H27ZM30 192V191H29ZM72 192V191H71ZM82 192H83V190H82ZM82 192H80V194L82 193ZM86 192H88V191H86ZM98 192V191H97ZM96 192V194H100V192H98L97 193ZM102 192H104L103 190H102ZM123 192V191H122ZM217 192V191H216ZM219 192V194H220V191H218ZM221 192V193H222ZM22 193V194H21ZM31 193V192H30ZM37 193V192H36ZM70 193V192H69ZM72 193H74V192H72ZM76 193H78V192H76ZM118 193V192H117ZM200 193H203L202 191L200 192ZM212 193V192H211ZM210 193V194H211ZM263 193V192H262ZM32 194V193H31ZM31 194H29V196L31 195ZM87 194V193H86ZM95 194V195H96ZM108 194V193H107ZM115 194V193H114ZM247 194V193H246ZM246 194H245V196H246ZM34 195H31L30 197H32V196H34ZM77 195V194H76ZM76 195H74V197L76 196ZM84 196H85V194H83ZM82 194L81 195H79V196H83ZM102 195V194H101ZM208 195H209V193H208ZM211 195H215L214 193H212ZM218 195V194H217ZM221 195V194H220ZM224 195H226L225 193L224 194H222V196L223 197H225ZM230 195H232V194H230ZM229 195V196H230ZM29 196H27V197H29ZM87 196V195H86ZM93 196H94V194H93ZM118 196H119V194H118ZM219 196V195H218ZM221 196V197H222ZM228 196V195H227ZM228 196V197H229ZM234 196H235V194H234ZM236 196H238V195H236ZM261 196V195H260ZM260 196H259V198H260ZM9 197H11V200L10 199H8ZM26 197V196H25ZM70 197V196H69ZM101 197V196H100ZM105 197V195L103 196V198ZM208 197V196H207ZM212 197V196H211ZM214 197V196H213ZM216 197V196H215ZM239 197V196H238ZM241 197V196H240ZM247 197V196H246ZM262 197V196H261ZM107 198V196L105 197V199ZM110 199V201H108L109 199ZM107 199V204L108 203H111V201L112 200H114V199H111V197L109 196ZM209 198V197H208ZM219 198V197H218ZM217 198V199H218ZM234 198V197H233ZM95 199H97V198H95ZM209 199H211V198H209ZM229 199V198H228ZM235 200H237V198H234ZM241 200L243 199V198H240ZM244 199H245V197H244ZM75 200V199H74ZM98 200V199H97ZM221 201L223 200V198L222 199H220ZM220 200H218L217 202H219ZM231 200V199H230ZM72 201V200H71ZM78 201V200H77ZM82 201H84V200H82ZM101 201H103V202H101ZM214 201H215V199H214ZM228 201V200H227ZM238 201V200H237ZM70 202V201H69ZM73 202V201H72ZM100 204L102 205L103 203H104V200L102 199V200H100ZM106 202V201H105ZM113 202V201H112ZM225 202H226V198H225ZM230 202V201H229ZM77 203V202H76ZM84 203V202H83ZM88 203V202H87ZM114 203V202H113ZM113 203H111V204H113ZM222 203H224V202H222ZM228 203V202H227ZM79 204V203H78ZM91 204V203H90ZM89 204V205H90ZM93 204V203H92ZM96 204V203H95ZM107 204H104V205H107ZM225 204V203H224ZM221 205V204H220ZM93 206V205H92ZM95 206V205H94ZM87 207H89V206H87ZM98 207V206H97ZM101 207V206H100ZM111 207V206H110ZM109 207V208H110ZM114 207V206H113ZM223 207H225V206H222V209H223ZM8 208V206H6L5 207V209H7ZM84 208H86V206L84 207ZM227 208V207H226ZM87 209V208H86ZM89 209V208H88ZM103 209V208H102ZM106 209V208H105ZM108 209V208H107ZM204 209V208H203ZM207 209V208H206ZM208 209H209V207H208ZM231 209V208H230ZM9 210H11L10 208H9ZM32 210V209H31ZM95 210V208L93 209V211ZM109 210V209H108ZM110 210H112V209H110ZM216 210V209H215ZM226 210V209H225ZM228 210H229V208H228ZM4 211V213L6 212L5 210H3ZM3 211H1V212H3ZM11 211V212H12ZM30 211V210H29ZM35 211H32V212H35ZM70 211H72V212H74L73 214H71L72 216L71 217H69L70 219H68V218H66V213L67 212H70ZM92 211V212H93ZM96 211V213H97V210H95ZM95 211H94V213H95ZM202 211V210H201ZM209 211V210H208ZM214 211V210H213ZM212 211V212H213ZM235 211V210H234ZM238 212H239V210H237ZM10 212V213H11ZM31 212V211H30ZM31 212V213H32ZM35 212V213H36ZM56 212V211H55ZM58 212V211H57ZM224 212V211H223ZM240 212H241V210H240ZM27 213H29L28 211H27ZM59 213V212H58ZM57 213V214H58ZM85 213H86V210H85ZM94 213H92V214H94ZM203 213V212H202ZM202 213H200V214H202ZM220 213V212H219ZM264 213V212H263ZM3 214V213H2ZM9 214V213H8ZM36 214V215H37ZM56 214V213H55ZM87 214V213H86ZM91 214V213H90ZM91 214V215H92ZM206 214V213H205ZM211 214V213H210ZM214 214V213H213ZM221 214V213H220ZM230 214H232V213H230ZM229 214V215H230ZM236 214V213H235ZM239 214V213H238ZM5 215V214H4ZM4 215H3V218H4ZM36 215H34L33 214V216L34 217H36ZM60 215V214H59ZM60 215V217H62ZM85 215V214H84ZM203 215V214H202ZM202 215H201V217H202ZM219 214H217V216H218ZM233 216H234V214H232ZM260 215V214H259ZM259 215L257 214V216L259 217ZM28 216V215H27ZM33 216H28L29 218H34ZM48 216H49V214H48ZM47 216V217H48ZM52 215H50V217H51ZM197 216H199V214L197 215ZM211 216H212V214H211ZM221 216V218L223 217L222 215H220ZM231 216V215H230ZM240 216V215H239ZM242 216V215H241ZM240 216V217H241ZM251 216H253V215H251ZM6 217V216H5ZM60 217H58V218H60ZM97 217V216H96ZM102 216L100 215V217L99 218H101ZM232 217V216H231ZM243 217H244V215H243ZM242 217V218H243ZM37 218H38V216H37ZM57 218V217H56ZM55 218V219H56ZM82 218V220H83V218H85V217H81ZM87 218V217H86ZM200 218V217H199ZM198 218V219H199ZM237 218H239V217H237ZM249 218V215L247 216V218H245V219H248ZM253 218H255V216H253L252 217V219ZM257 218V217H256ZM261 218V216L259 217V219ZM5 219V218H4ZM36 219V218H35ZM47 219V218H46ZM61 219V218H60ZM76 219V218H75ZM93 219H95V218H93ZM93 219H87L88 221L89 220H91V221H93ZM97 219V218H96ZM225 219H227L226 217H225ZM244 219V220H245ZM264 219V218H263ZM262 219V220H263ZM11 220V221H12ZM40 220L41 219H39L38 218V222H37V224L39 225V222H40ZM57 220V219H56ZM81 220V219H80ZM85 220V219H84ZM106 221H107V219H105ZM104 220V221H105ZM123 220V219H122ZM128 220V219H127ZM228 220V219H227ZM250 220H251V217H250ZM250 220H248V222L250 223ZM24 221V220H23ZM23 221H22V223H23ZM29 221H31V219L29 220ZM57 221H60L59 219L57 220ZM87 221V222H88ZM95 221V220H94ZM105 221V222H106ZM108 221H110V219L108 220ZM125 221V223H127V221L126 220H124ZM219 221H221V220H219ZM228 221H231V219L230 220H228ZM237 221V220H236ZM236 221H234L233 223H235ZM26 222V221H25ZM48 222V221H47ZM54 222V221H53ZM90 222V221H89ZM100 222V221H99ZM99 222H96V223H98V225L101 223H99ZM252 222V221H251ZM254 223L256 222V221H253ZM31 223V222H30ZM32 223H33V221H32ZM43 223V222H42ZM45 223V222H44ZM102 223H103V221H102ZM109 223H111V222H109ZM114 223V222H113ZM113 223H111L112 225H113ZM264 223V222H263ZM263 223H262V226H264L263 225ZM13 224V223H12ZM15 224H13L14 226H15ZM57 224V225H56ZM88 224V223H87ZM105 224V223H104ZM110 224V225H111ZM156 224V223H155ZM154 224V225H155ZM160 224H161V222H160ZM227 224V223H226ZM229 224V223H228ZM239 224V223H238ZM6 225V224H5ZM9 226L8 227H10V226H12V225H10V223L8 224ZM26 225V224H25ZM25 225H24V227H25ZM27 225H28V223H27ZM31 225V224H30ZM33 225H35V223L33 224ZM33 225H31V226H33ZM93 225V224H92ZM141 225V224H140ZM143 225V224H142ZM157 225L158 226H153V227H155V228H157V227H161V225L159 226V223H157ZM222 225V224H221ZM231 225H232V222H231ZM233 225H236V224H233ZM240 225V224H239ZM1 226V225H0ZM20 226H22V224L20 225ZM30 226V228H32ZM108 226V225H107ZM220 225H218V227H219ZM6 227H7V225H6ZM7 227V228H8ZM36 227V226H35ZM93 227V226H92ZM96 227V226H95ZM101 227V226H100ZM109 227V226H108ZM143 227V226H142ZM234 227V226H233ZM17 228V227H16ZM19 228V227H18ZM37 228V227H36ZM104 228H107V227H105L104 226ZM113 228H115V227H113ZM119 228H121V227H119ZM150 228V227H149ZM152 228V227H151ZM151 228H150V230H151ZM154 228V229H155ZM220 228V227H219ZM221 228H223V227H221ZM235 228H238V227H235ZM263 228V227H262ZM1 229H3V227H1ZM0 229V233H1V231H5V229L6 228H4L3 230H1ZM11 227L9 228V230L11 231ZM14 229H15V227H14ZM22 229V228H21ZM28 229H29V227H28ZM103 229V228H102ZM116 229V228H115ZM115 229H113V230H115ZM217 229V228H216ZM215 229V230H216ZM240 229V228H239ZM13 230V229H12ZM38 230V229H37ZM88 230V229H87ZM108 230H110V228H108L106 231H108ZM121 231H123L122 229H120ZM119 230V231H120ZM147 230V229H146ZM158 230V229H157ZM156 230V231H157ZM217 230H219V229H217ZM221 230V229H220ZM226 230V229H225ZM238 230V229H237ZM28 231V230H27ZM31 231V230H30ZM33 231H34V229H33ZM88 231H90V230H88ZM92 231V230H91ZM97 233H98V231L97 230H95ZM105 231V230H104ZM120 231V232H121ZM155 231V232H156ZM196 231V230H195ZM223 231L224 230H222V232L221 231H219L221 234L223 233ZM242 231V230H241ZM240 231V232H241ZM7 232V231H6ZM26 232V231H25ZM32 232V231H31ZM73 232V233H72ZM103 232V231H102ZM111 232V231H110ZM109 232V233H110ZM153 233H155L154 231H152ZM197 232H198V230H197ZM216 232V231H215ZM218 232V233H219ZM227 232V231H226ZM3 233H5V232H3ZM2 233V234H3ZM20 233V232H19ZM18 233V234H19ZM73 234L72 235V237H67V235L68 234ZM106 233H108V232H106ZM113 234H114V232H112ZM116 233V232H115ZM133 232H131V233H128V234H132ZM148 233V232H147ZM152 233V234H153ZM199 233H202V231L201 232H198V234ZM220 233H219V236H220ZM1 234V235H2ZM16 234V233H15ZM20 234H23L22 232L20 233ZM26 234V233H25ZM29 234V233H28ZM43 234V233H42ZM53 234L51 235V239H52V236H53ZM90 234V233H89ZM88 234V235H89ZM93 234V233H92ZM91 234V235H92ZM101 235H102V233H100ZM99 234V235H100ZM112 234V236H114ZM117 234H119V233H117ZM122 234H124V232H122ZM148 234H150V233H148ZM224 234V233H223ZM225 234H227V233H225ZM224 234V235H225ZM245 235H246V233H244ZM33 235V233L30 235V236H32ZM97 234H95L94 236H96ZM98 235V236H99ZM100 235V236H101ZM129 235V236H130ZM153 235H155V234H153ZM187 235H191V233L190 234H187ZM194 235H195V233H194ZM193 235V236H194ZM200 235V234H199ZM241 235H242V233H241ZM240 235V236H241ZM37 236V235H36ZM47 236V237H46ZM56 236V235H55ZM104 236V235H103ZM102 236V237H103ZM107 236V235H106ZM108 236H110V237H112L111 235H108ZM119 236H121V235H119ZM129 236L127 235V237L125 236H123L124 238H129ZM132 236V235H131ZM130 236V237H131ZM139 236V235H138ZM148 236V235H147ZM222 236V235H221ZM240 236H239V238H240ZM244 235H242V237H243ZM247 236V235H246ZM245 236V237H246ZM59 237V236H58ZM61 237V236H60ZM59 237V238H60ZM133 237V236H132ZM223 237V236H222ZM221 237V238H222ZM228 237V236H227ZM0 238H2V237H0ZM6 238V239H7ZM9 238H11V240L9 241ZM33 239H34V237H32ZM56 238V237H55ZM54 237H53V239H55ZM105 238H109V237H105ZM116 238V237H115ZM117 238H118V235H117ZM121 239H122V237H120ZM120 238H118V239H120ZM123 238V239H124ZM135 238V239H134ZM133 239L136 241V236L134 237ZM193 238V237H192ZM197 238V237H196ZM230 238V237H229ZM228 238V239H229ZM3 239V238H2ZM50 239V240H51ZM52 239V240H53ZM110 239V238H109ZM118 239H115L116 240V242H117V240ZM228 239H225L224 241H226V240H228ZM5 240V239H4ZM17 240V241H16ZM48 240V239H47ZM97 240V239H96ZM105 240V239H104ZM112 240V239H111ZM114 240V239H113ZM114 240V241H115ZM128 240V239H127ZM194 240H196L195 238H194ZM223 239H221V241H220V243H222L223 241H222ZM236 240V242H237V239H235ZM2 241V240H1ZM54 241V240H53ZM52 241V242H53ZM101 241V240H100ZM106 241H108V239L106 240ZM110 241V240H109ZM129 241H132V239L130 238V240ZM139 241V240H138ZM197 241V240H196ZM229 241V240H228ZM47 242V241H46ZM58 242V241H57ZM112 241H110V242H108V244L109 243H111ZM123 243H124V241H122ZM126 242V241H125ZM199 242V241H198ZM231 242V241H230ZM7 243V242H6ZM26 243H27V245H26ZM49 243H50V241H49ZM48 243V245H50ZM117 243H119V242H117ZM117 243H115L116 245H117ZM127 243V242H126ZM132 243H133V241H132ZM196 243V242H195ZM233 243V242H232ZM3 244V243H2ZM53 244V243H52ZM60 244V243H59ZM107 244V245H108ZM129 244H131L130 242H129ZM138 244V243H137ZM137 244H135V245H137ZM1 245V244H0ZM46 245H47V243H46ZM46 245H45V247H46ZM119 245H122V244H119ZM126 245V244H125ZM127 245H128V243H127ZM126 245V246H127ZM212 245H215V244H212ZM222 245V244H221ZM226 245V244H225ZM232 245V244H231ZM10 248H9V247ZM53 246V245H52ZM118 246V245H117ZM130 246V245H129ZM131 246H133V245H131ZM138 246V245H137ZM224 246V245H223ZM228 246V245H227ZM226 246V247H227ZM55 247V246H54ZM57 247V246H56ZM116 247V246H115ZM135 247V246H134ZM214 247V246H213ZM48 248V247H47ZM60 248V247H59ZM125 248V247H124ZM222 248V247H221ZM54 249H56V248H54ZM104 249V248H103ZM112 249H114V248H112ZM117 249H119V248H117ZM123 249V248H122ZM187 249V248H186ZM58 250V249H57ZM62 250V249H61ZM64 250V251H65ZM106 250H108V249H106ZM120 250H121V248H120ZM126 250V249H125ZM100 251V250H99ZM109 251H110V249H109ZM183 251V250H182ZM99 252H97V254H98ZM182 253V252H181ZM184 253V252H183ZM186 253V252H185ZM91 254V253H90ZM90 254H89V256L88 257H90ZM99 254H101V253H99ZM84 255V254H83ZM66 256V255H65ZM95 256V255H94ZM100 256V255H99ZM87 257V256H86ZM83 258V257H82ZM85 259V258H84ZM83 259V260H84ZM96 259H97V257H96ZM53 260V259H52ZM55 261V260H54ZM80 262H81V260H79ZM78 261V262H79ZM101 261V260H100ZM53 262V261H52ZM78 263V264H81V263ZM98 262H99V260H98ZM58 263V262H57ZM264 263V262H263ZM262 263V264H263ZM7 264H10L9 262L7 263ZM64 264V263H63ZM75 264H76V262H75Z\"/></svg>","mask_w":264,"mask_h":264}]
</instances>
